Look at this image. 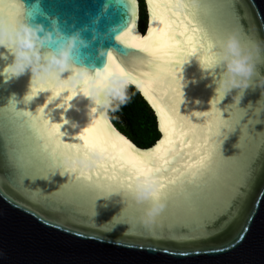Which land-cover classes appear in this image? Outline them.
<instances>
[{
	"label": "water",
	"instance_id": "1",
	"mask_svg": "<svg viewBox=\"0 0 264 264\" xmlns=\"http://www.w3.org/2000/svg\"><path fill=\"white\" fill-rule=\"evenodd\" d=\"M143 2L147 19L141 31L140 0H136L134 24L131 0H4L5 7L21 4L24 14L31 13L32 22L49 26L56 20L65 34L80 31L87 46L75 53L73 63L88 69L80 70L84 73L80 81L86 72L125 71L133 58L147 59L146 51L134 49L149 37L150 28L155 31L146 49L151 50L156 40L163 45L164 25L152 21V0ZM155 2L171 4L172 10L186 15L183 4L199 0ZM206 7L211 17L202 26L215 21L226 30L224 34L235 32L242 43L259 46L253 79L264 77V0H209ZM185 23H180L178 32L184 31ZM197 26L195 21L189 24L184 38ZM139 32L145 35L140 37ZM120 34L133 48L117 39ZM188 48L177 69L183 95L176 107L180 116L187 117L179 131L188 139L185 133L193 130L190 122L197 137L193 147L205 141L215 145L212 171L204 176L198 196L164 199L163 210L145 223L141 217L147 202L138 203L130 194L126 201L103 180L94 182L102 185L98 189L78 180L76 174L62 175L60 168L49 166L42 151L44 141L37 139L23 118L14 116L37 115L44 109L45 119L60 124L66 144L82 143L77 138L85 128L95 130L87 134L94 142L105 135L113 141L127 140L109 124L106 108L89 116L91 101L83 93L92 87V80L80 87L69 85L67 92H53L49 86L27 100L34 88L31 74L7 78L4 69L11 52L0 46V264H264V92L249 87L240 99L235 93L220 96L215 84L220 69L205 68L203 56L191 45ZM165 58L160 55L156 60ZM69 75L71 70L63 78ZM133 87L152 109L159 136L148 147L131 144L141 151L152 150L164 139L161 122L168 124L176 117L166 100L157 111L143 85L133 83ZM216 118L230 126L216 129ZM125 151L124 159L135 158L131 150ZM102 156L97 151L94 164L83 170L94 168ZM63 158H68L67 152ZM103 189H112V194ZM175 191L167 194L174 196Z\"/></svg>",
	"mask_w": 264,
	"mask_h": 264
},
{
	"label": "snow or ice",
	"instance_id": "2",
	"mask_svg": "<svg viewBox=\"0 0 264 264\" xmlns=\"http://www.w3.org/2000/svg\"><path fill=\"white\" fill-rule=\"evenodd\" d=\"M208 2L209 0H199V3L186 2L183 4L184 13H186L184 15L172 10L173 6L171 4L152 0L149 5L151 18L153 23L159 22L164 25L162 29L164 43L161 46L160 40H156L151 50L146 49L148 40L151 39L152 32L155 31V29L150 28L149 37L134 49L137 52L146 51L148 58H133L128 62L130 66L124 71L133 83L143 85L145 95L151 98V103L157 108V111H159L160 103L164 100L167 101L166 106L176 119L168 124L161 122L160 131L164 133V139L160 140L154 149L141 151L122 137L113 141L111 137L105 135L102 141L94 142L90 140L87 134L95 130L85 128V134L77 138L82 140V143L66 144L60 136V124L53 125L45 119L44 109H39L37 115H33L31 112L15 113V117L23 118L26 126L35 133L37 139L44 141L42 151L47 153L50 167L60 168L62 175L76 174L78 180L98 189H102V185L94 182L103 180L110 184L116 193L123 194L126 201L128 195L133 191L136 178L141 175H155L159 192L163 194L165 200L174 199L175 197L191 200L199 195L204 176L212 171V159L216 147L208 141L196 143L193 147V141H196L197 137L190 122L188 127L193 130L191 134L185 133L188 139L181 136L179 129L184 127L181 122L187 121V117L180 116L176 107L183 95L179 91L177 69L183 64L187 56L188 45H191L192 49L203 56L202 63L205 68L214 69L215 67V48L226 30L218 26L215 21H212L206 27L202 26L203 21L211 17V11L206 7ZM131 4L133 17L131 23L134 24L136 0H131ZM23 14L24 9L21 4L15 3L5 7L4 0H0V15H3L8 21L14 23ZM169 16L173 19L168 20ZM183 21H186L184 31L178 32L177 29ZM193 21L198 26L185 39L184 37L188 33V25L192 24ZM196 33L200 34L199 39H197ZM117 39L123 42L126 48H133L132 45L124 42L121 34ZM112 55L113 53H108L109 60L112 59ZM160 55L166 58L157 62L156 57ZM157 63H159V67H155ZM108 73L110 72L107 70L96 73L95 84L98 88L103 86ZM89 79H92V74L86 72L83 81L78 82V87L86 84ZM33 84V93L26 97L27 100H31L36 92L49 86L53 92L71 90L69 84L58 85L51 78L44 81H34ZM219 95L223 96L220 92ZM71 98V96H68V100ZM64 123L67 122L64 121ZM214 124L218 130L230 126L228 121L219 118L214 120ZM101 144H103V147H101ZM125 149L131 150L135 154V158L131 160L124 159L128 154ZM91 150L99 151L103 153V156L89 171L70 166L63 158L64 152H67L68 158H71L75 155H87ZM103 190L108 194H112V189ZM170 190H176L174 196L170 197L167 194Z\"/></svg>",
	"mask_w": 264,
	"mask_h": 264
},
{
	"label": "clouds",
	"instance_id": "3",
	"mask_svg": "<svg viewBox=\"0 0 264 264\" xmlns=\"http://www.w3.org/2000/svg\"><path fill=\"white\" fill-rule=\"evenodd\" d=\"M30 15L25 13L14 23L0 16V46L11 52V60L4 69L7 78L28 72L31 83L51 78L58 84H77L84 75L80 70L87 68L77 67L73 58L79 49L87 46V41L79 30L65 34L56 20L45 26L41 22H32ZM259 54L258 45L242 43L235 32L223 35L215 48L214 69H220L216 73L215 84L224 97L235 93L236 98L240 99L249 87L260 88L264 92V77L253 79ZM69 70L71 75L63 78V74ZM96 73L92 74V87L83 93L91 101L88 113L91 118L100 108L119 111L132 98L129 88L133 82L124 71L108 73L105 83L99 88L95 84ZM96 156L97 151L91 150L87 155L65 160L70 166L87 169L94 164ZM130 195L138 203L147 202L148 206L143 209L141 217L145 223L153 221L164 208V196L159 192L155 175L138 176Z\"/></svg>",
	"mask_w": 264,
	"mask_h": 264
},
{
	"label": "trees",
	"instance_id": "4",
	"mask_svg": "<svg viewBox=\"0 0 264 264\" xmlns=\"http://www.w3.org/2000/svg\"><path fill=\"white\" fill-rule=\"evenodd\" d=\"M144 6L140 5V29L146 19ZM131 100L127 105L120 108L119 111L110 113L115 127L139 147H148L152 145L159 136L155 115L141 96L140 92L133 86L129 88ZM112 121V122H113ZM118 125V127L116 126Z\"/></svg>",
	"mask_w": 264,
	"mask_h": 264
},
{
	"label": "bare ground",
	"instance_id": "5",
	"mask_svg": "<svg viewBox=\"0 0 264 264\" xmlns=\"http://www.w3.org/2000/svg\"><path fill=\"white\" fill-rule=\"evenodd\" d=\"M147 2V1H146ZM139 34H140V37H143L145 34H141L140 32H139ZM138 87V86H137ZM141 91V90H140ZM142 92V91H141ZM143 94V93H142ZM144 95V94H143ZM106 118H107V120H108V122H109V124L112 126V128L114 129V131H116L117 133H119V134H121L123 137H125L130 143H132L131 142V140L127 137V136H125L124 134H122L116 127H115V125L112 123V121L109 119V117H108V108H106ZM159 122V121H158ZM133 144V143H132ZM134 145V144H133ZM135 146V145H134ZM136 147V146H135Z\"/></svg>",
	"mask_w": 264,
	"mask_h": 264
},
{
	"label": "rangeland",
	"instance_id": "6",
	"mask_svg": "<svg viewBox=\"0 0 264 264\" xmlns=\"http://www.w3.org/2000/svg\"><path fill=\"white\" fill-rule=\"evenodd\" d=\"M141 2L143 3V6H144V2H143V0H141ZM144 9H145V8H144ZM144 12H145V11H144ZM145 26H146V22L144 21V22H143V25H142V29H140V30L143 31V29H144ZM108 117H109V119H110L111 121H113V119H112L110 113L108 114ZM113 123H114V121H113ZM116 126L118 127V125H116Z\"/></svg>",
	"mask_w": 264,
	"mask_h": 264
},
{
	"label": "flooded vegetation",
	"instance_id": "7",
	"mask_svg": "<svg viewBox=\"0 0 264 264\" xmlns=\"http://www.w3.org/2000/svg\"><path fill=\"white\" fill-rule=\"evenodd\" d=\"M141 1V0H140ZM146 19H147V17H146ZM146 19H145V22H146ZM145 28V27H144ZM144 30V29H143ZM113 123V122H112Z\"/></svg>",
	"mask_w": 264,
	"mask_h": 264
}]
</instances>
